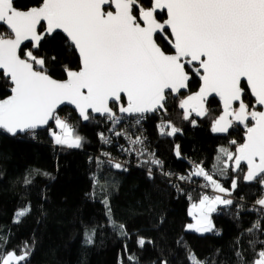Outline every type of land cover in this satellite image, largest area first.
<instances>
[{"label":"snow or ice","instance_id":"obj_1","mask_svg":"<svg viewBox=\"0 0 264 264\" xmlns=\"http://www.w3.org/2000/svg\"><path fill=\"white\" fill-rule=\"evenodd\" d=\"M0 25V79L10 91L0 99V132L13 137L27 133L34 138L37 129L52 121L54 128L49 132L56 145L82 148L85 138L57 112L61 105H73L78 120L99 123L94 115L98 114L110 121L113 135L128 141L129 146H120L121 150L135 153L138 166L155 165L162 170L163 162L148 151L142 133L133 137L126 127L121 131L115 126L122 121L140 126L149 114L167 112L168 98L180 96L195 76L200 81L198 91L179 100L183 119L190 120L193 112L206 116L208 98L218 97L222 114L212 121L211 131L228 133L238 124L245 129V139L234 152L221 147L211 171L202 163L193 164L188 175L177 179L191 183L192 177H202L207 182L202 187L230 196L231 191L213 175H223L229 162L245 172L243 162L244 180L264 185V0H149L147 7L141 0H38L27 10L15 7V0H0ZM58 34H63L66 50L79 61L76 69L63 66V80L49 74L48 64L55 56L46 60L34 54L46 37L54 39ZM246 94L254 98L251 108ZM191 123L196 125L195 120ZM158 128L161 136L182 131L171 121L161 122ZM98 135L102 143H112L103 132ZM230 143L237 144L235 140ZM175 153L180 156L179 145ZM102 155L109 157L111 167L127 171L110 153ZM97 163L104 162L97 158ZM161 175L171 177L173 173L161 171ZM148 176L152 178L151 167ZM98 182L94 177V184ZM236 187L233 181L231 189ZM103 202L108 206L107 199ZM256 203L264 212V197ZM232 204L231 198L203 195L191 206L189 214L195 223L188 224L187 230L212 232L210 214L217 211V205ZM30 212V205L19 209L15 222ZM118 227L126 236L125 226ZM259 230L257 219L245 232L254 235ZM94 234H86V243H93ZM137 244L142 248L145 240L140 238ZM30 253V246L25 245L20 254L0 255V264H24ZM235 255L243 264L242 253ZM128 259L136 264L135 257ZM188 259L190 264H205L190 250ZM252 264H264V250Z\"/></svg>","mask_w":264,"mask_h":264},{"label":"trees","instance_id":"obj_2","mask_svg":"<svg viewBox=\"0 0 264 264\" xmlns=\"http://www.w3.org/2000/svg\"><path fill=\"white\" fill-rule=\"evenodd\" d=\"M37 3L38 0H18L15 7L27 10ZM141 3L147 7L149 0ZM160 43L168 50L164 42ZM41 45L34 54L46 60L56 57L48 64L54 79L66 78L65 64L72 69L78 67V57L66 50L62 35L46 38ZM199 86V79L193 76L189 93L197 92ZM0 88L4 89L0 99L6 98L10 91L3 79ZM185 97L170 96L165 104L167 112L148 115L140 126L122 121L117 128L124 131L126 127L133 137L142 133L148 151L163 162L162 170L155 165L138 166L135 153L125 155L120 146L127 148L128 141L113 135L110 121L96 118L99 123L83 124L68 108L58 114L85 138L82 148L55 146L49 129L36 132L34 138L29 134L14 138L0 132V255L11 251L20 254L28 245L31 253L24 264H132L129 256L136 258V264H162L165 260L168 264H190V250L205 264H240L235 255L240 251L243 264H252L264 250V212L256 203L264 197V185L257 181L247 183L244 167L245 172H235L229 162L223 175H213L231 191L229 198L233 200L232 205L220 207L212 215L213 231L204 235L187 231L192 204L208 195L200 188L207 182L202 177H192L191 183L177 177L188 175L193 164L202 163L211 171L219 149L227 147L234 152L243 143L245 129L237 125L226 137L211 131L212 121L221 114L218 99L208 103V114L202 120H184L178 104ZM252 101L246 94L250 108ZM191 120L196 121L195 126ZM169 121L182 131L161 136L158 125ZM101 132L111 138V144L101 142ZM231 140L237 144H231ZM177 145L179 157L175 153ZM105 152L112 159L132 165L126 167L127 171L115 169L108 164L109 157L102 155ZM97 158L104 163L98 165ZM148 167L152 168V178L148 176ZM161 171L173 176H163ZM94 177L99 178L96 184ZM26 179L31 183H26ZM233 181L237 184L234 190ZM26 205L31 206V212L16 223V212ZM257 219L261 230L254 235L245 232ZM120 224L125 226L126 236L120 233ZM93 232V243H86V234ZM140 238L145 240L142 248L137 244Z\"/></svg>","mask_w":264,"mask_h":264},{"label":"water","instance_id":"obj_3","mask_svg":"<svg viewBox=\"0 0 264 264\" xmlns=\"http://www.w3.org/2000/svg\"><path fill=\"white\" fill-rule=\"evenodd\" d=\"M17 1H18V0H15V3H16ZM0 27H3V26L0 25ZM60 35L63 36V34H60ZM46 38H47V37H46ZM50 39H51V38H50ZM43 42H44V41H42L41 43H43ZM190 81H191V79H190ZM190 81H189V83H190ZM197 91H198V90H197ZM9 93H10V92H9ZM188 94H190V93H189V89H182V90H181V95H186V96H187ZM192 94H194V93H192ZM181 95H180V96H181ZM180 96H172V97H173V99H177V98H179ZM251 98H252V97H251ZM213 99H218V100H219L218 97H216V98H214V97H209V98H208V103H209L211 100H213ZM252 99H254V98H252ZM166 103H167V101H166ZM166 103H165V104H166ZM208 103H207V105H208ZM207 105H206V107H207ZM220 107H221V114H222V102H220ZM64 108H68V109L73 110V111L76 113L77 117H78V111L75 110V108H74L73 105H68V104L61 105L60 108L57 109V112L59 113V112H60L61 110H63ZM257 110H259V106H257ZM181 111H182V113H183V110H182V109H181ZM161 113H163V112H161ZM94 115H95L96 118L104 119L103 117H99L98 114H94ZM118 115H119V113H118ZM149 115H156V113H152V114H149ZM190 118H193V119L199 121V120H202L204 117H197V116L195 115V113L193 112V113L191 114V117H190ZM81 121H82V120H81ZM82 123H83V124H87L88 122H84V121H82ZM250 123H251V121H250ZM52 124H53V122H52V121H49V126L39 128V129L36 130V132H41V131L48 130ZM237 125H238V124H234V126H233L232 128L229 129L228 133H214V134L217 135V136H219V137H226V136L231 132V130H232L235 126H237ZM6 134H7V133H6ZM8 135L11 136L10 134H8ZM25 135H27V133H25V134H17V136H15L14 138H16V137H21V136H25ZM11 137H13V136H11ZM244 139H245V135H244V137H243V142H244ZM232 167H233V169H234L235 172H239V171L235 170V166H234V163H233V162H232ZM243 167L246 169V164L242 162V164H241V168H243ZM245 181H246V180H245ZM246 182H247V183H254L255 181H246Z\"/></svg>","mask_w":264,"mask_h":264},{"label":"built area","instance_id":"obj_4","mask_svg":"<svg viewBox=\"0 0 264 264\" xmlns=\"http://www.w3.org/2000/svg\"><path fill=\"white\" fill-rule=\"evenodd\" d=\"M62 118V117H61ZM62 119H65V118H62ZM144 121H146V120H144ZM119 125L120 124H118V125H116L115 126V128L117 129L118 127H119ZM127 153H125V155H126ZM113 161L114 162H120V163H122L125 167H127L129 164H127V163H125V161H123V160H121V159H115V158H113ZM132 164H130L129 166H131ZM133 165H136V163L135 162H133ZM203 185V184H202ZM202 185L200 186V188L201 189H203V191H205L206 192V194L208 193V196H210V197H212L213 195H214V193H213V189H211V190H209V188L207 187V188H204V187H202ZM254 209L255 210H257L258 209V207L257 206H255L254 207Z\"/></svg>","mask_w":264,"mask_h":264},{"label":"rangeland","instance_id":"obj_5","mask_svg":"<svg viewBox=\"0 0 264 264\" xmlns=\"http://www.w3.org/2000/svg\"><path fill=\"white\" fill-rule=\"evenodd\" d=\"M56 131H59L58 129L56 130ZM52 137V136H51ZM53 138V137H52ZM54 141V140H53ZM55 144V143H54ZM55 146H60V145H56L55 144ZM213 191V193H214V195L213 196H216V195H220L221 197H223V198H229V196H227L225 193H218V192H216V191H214V190H212ZM187 231H189V230H187ZM195 233H198V234H200V235H204V234H208V233H210V232H203V233H200V232H195Z\"/></svg>","mask_w":264,"mask_h":264},{"label":"crops","instance_id":"obj_6","mask_svg":"<svg viewBox=\"0 0 264 264\" xmlns=\"http://www.w3.org/2000/svg\"><path fill=\"white\" fill-rule=\"evenodd\" d=\"M224 205H217V210L220 208V207H223ZM191 210H192V207H191V209H190V211H189V213L191 212ZM215 212H213V213H211L210 214V218L212 217V215L214 214ZM189 216H190V219H191V223L190 224H194L195 223V220L192 218V216L189 214ZM193 232H195V231H193Z\"/></svg>","mask_w":264,"mask_h":264}]
</instances>
